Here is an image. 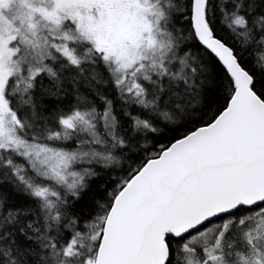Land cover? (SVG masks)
<instances>
[{
	"label": "snow or ice",
	"instance_id": "obj_1",
	"mask_svg": "<svg viewBox=\"0 0 264 264\" xmlns=\"http://www.w3.org/2000/svg\"><path fill=\"white\" fill-rule=\"evenodd\" d=\"M0 264H264V0H0Z\"/></svg>",
	"mask_w": 264,
	"mask_h": 264
}]
</instances>
